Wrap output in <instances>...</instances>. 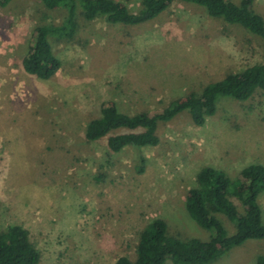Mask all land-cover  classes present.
<instances>
[{
    "label": "rangeland",
    "instance_id": "1",
    "mask_svg": "<svg viewBox=\"0 0 264 264\" xmlns=\"http://www.w3.org/2000/svg\"><path fill=\"white\" fill-rule=\"evenodd\" d=\"M118 1L134 14L141 9L142 0ZM254 9L264 18V0ZM65 17L39 0L0 7V231L27 229L39 264L134 261L141 233L155 219L180 239L209 241L214 233L187 212L189 191L202 168L236 178L264 165V93L247 102L220 98L203 127L186 112L162 123L155 147L113 153L107 139L89 142L86 129L103 103L128 115L153 113L262 65V41L203 7L174 2L136 26L78 15L72 38H50L61 63L55 76L25 72L36 28ZM258 201L264 222V191ZM219 219L229 235L236 232ZM261 254L264 240H250L212 264H255Z\"/></svg>",
    "mask_w": 264,
    "mask_h": 264
},
{
    "label": "trees",
    "instance_id": "2",
    "mask_svg": "<svg viewBox=\"0 0 264 264\" xmlns=\"http://www.w3.org/2000/svg\"><path fill=\"white\" fill-rule=\"evenodd\" d=\"M16 0H0L6 8ZM49 11H64L60 24L39 26L22 60V67L30 75L49 80L58 72L61 63L54 54L50 38L69 39L79 29L78 15L91 22L104 18L112 25L136 26L163 14L174 2L197 5L206 9L214 19L242 27L258 37L264 49V18L254 9L255 0H142L138 13H132L118 0H39ZM264 93V64L229 74L209 84L199 96L172 101L166 108L153 113L135 115L121 113L115 106L103 103L101 116L92 120L86 129V139L97 142L107 139L113 153L127 147L146 148L159 144V125L188 113L193 123L203 127L217 112L220 98L247 102ZM123 131V132H119ZM141 159V166L144 164ZM143 171V167L140 168ZM264 191V165L252 164L233 178L211 167L202 168L196 184L189 191L186 209L189 216L205 230L212 231L209 241L180 239L170 233L165 220L155 219L143 229L136 247V259L121 257L116 264H212L234 248L250 240H264V222L259 196ZM223 216L236 227L229 235L219 219ZM41 254L30 240L27 229L11 225L0 231V264H39ZM255 264H264V254Z\"/></svg>",
    "mask_w": 264,
    "mask_h": 264
}]
</instances>
